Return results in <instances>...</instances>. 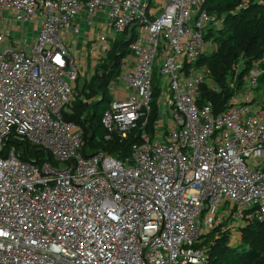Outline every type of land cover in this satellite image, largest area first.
<instances>
[{
	"label": "built area",
	"instance_id": "built-area-1",
	"mask_svg": "<svg viewBox=\"0 0 264 264\" xmlns=\"http://www.w3.org/2000/svg\"><path fill=\"white\" fill-rule=\"evenodd\" d=\"M203 2L0 0V264H202L194 245L217 226L234 243L264 224L259 72L225 111L199 105L208 81L194 66L219 26ZM82 16L100 31L77 48ZM116 36L131 42L101 124L106 141L139 140L123 160L84 157L64 114ZM18 141L55 165L22 161Z\"/></svg>",
	"mask_w": 264,
	"mask_h": 264
},
{
	"label": "trees",
	"instance_id": "trees-1",
	"mask_svg": "<svg viewBox=\"0 0 264 264\" xmlns=\"http://www.w3.org/2000/svg\"><path fill=\"white\" fill-rule=\"evenodd\" d=\"M152 2L149 0V3ZM202 10L215 17L219 26H208L204 30L205 42H210L215 51L201 55L196 66L204 64L207 81L214 89L207 83L201 86L199 105L210 102L214 112L221 113L245 87L252 71L259 72L254 93L264 90V0H204ZM135 34L133 32L132 37ZM130 42L124 36L114 38L109 51L97 65L94 76L76 91L77 97L69 106L70 112L64 114L66 121L76 123L83 131L84 157L103 152L123 160L129 157L132 145L139 140L138 131H135L127 140L113 136L106 141L107 132L101 124L111 101L108 85L119 75L121 59L127 53ZM158 82L154 79L152 114L146 128L150 133L158 114ZM82 96L86 97L85 102ZM9 144L16 147L24 162L55 165L44 150L20 141ZM226 225L217 226L194 245L203 253L202 264H264V224L255 221L247 224L240 230V239L234 243Z\"/></svg>",
	"mask_w": 264,
	"mask_h": 264
},
{
	"label": "crops",
	"instance_id": "crops-1",
	"mask_svg": "<svg viewBox=\"0 0 264 264\" xmlns=\"http://www.w3.org/2000/svg\"><path fill=\"white\" fill-rule=\"evenodd\" d=\"M89 19H87L85 16H82L79 18L76 23L80 26L81 33L78 38V42L74 44L75 47L79 46H86V44L90 45L89 43H86L88 41H91L97 36L99 33V28L95 24H89Z\"/></svg>",
	"mask_w": 264,
	"mask_h": 264
},
{
	"label": "rangeland",
	"instance_id": "rangeland-1",
	"mask_svg": "<svg viewBox=\"0 0 264 264\" xmlns=\"http://www.w3.org/2000/svg\"><path fill=\"white\" fill-rule=\"evenodd\" d=\"M159 1L160 0H153V4H152V6L154 7V4H157V3H159ZM215 51V48H214V46L210 43V42H208L207 44H206V47H205V53H211V52H214ZM158 67V66H157ZM156 67V68H157ZM194 69L195 70H197V71H204L205 70V67H204V64H202V65H199V66H194ZM207 71V70H206ZM206 71H204V72H206ZM207 84H208V87H214L213 85H212V83L210 82V81H208L207 82ZM163 90L165 91L166 89L165 88H163ZM241 96H244V91L243 90H241ZM253 96H254V100H256V101H259V102H261V101H264V90H261V91H259V92H257V93H253ZM82 99H83V102H85L86 101V97L84 96H82ZM243 99L245 100V98L243 97ZM242 99V102L244 101Z\"/></svg>",
	"mask_w": 264,
	"mask_h": 264
}]
</instances>
